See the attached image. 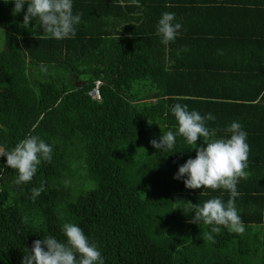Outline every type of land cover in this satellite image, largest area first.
<instances>
[{
  "label": "trees",
  "instance_id": "16d2710c",
  "mask_svg": "<svg viewBox=\"0 0 264 264\" xmlns=\"http://www.w3.org/2000/svg\"><path fill=\"white\" fill-rule=\"evenodd\" d=\"M13 8L0 0V146L37 135L53 153L19 185L0 156V264H22L35 240L65 241L64 223L105 264H264V0H73L81 22L61 40L38 18L22 26L27 0ZM164 12L182 25L168 44L157 35ZM177 103L211 113L217 138H230L232 122L247 132L248 176L235 199L242 235L219 226L215 243L203 239L216 225L192 223L191 203L226 204L230 193L174 179L196 156L182 136L171 150L150 143L177 131Z\"/></svg>",
  "mask_w": 264,
  "mask_h": 264
},
{
  "label": "clouds",
  "instance_id": "9594fccd",
  "mask_svg": "<svg viewBox=\"0 0 264 264\" xmlns=\"http://www.w3.org/2000/svg\"><path fill=\"white\" fill-rule=\"evenodd\" d=\"M137 3V0H133ZM26 0H14L13 15L20 13ZM138 6V5H137ZM172 7V5H166ZM40 21L43 33L58 40L74 38L76 26L81 22V13L73 14V0H27V11L23 16L22 26L28 28L30 21ZM175 14L164 12L157 25V35L162 43L174 41L180 23H173ZM177 122V131L168 130L159 141L153 139L151 145L157 150H171L176 144V137L182 136L188 145L194 146L195 158H189L178 169L174 179L185 175L184 184L188 189L210 188L224 189L230 193L227 203L214 197L203 205L192 204L195 216L191 222L205 225H216L211 231L203 234V239L215 243L213 233L219 234L223 226L230 231L242 235L245 231L243 222L237 211L235 199L239 195L237 185L241 178L247 179L248 156L250 147L246 142L247 132L238 122H232L224 131L231 133L230 138H217V129H210L206 122L215 117L208 113L202 116L198 111H189L187 105L175 104L172 109ZM202 137L207 147H197L198 138ZM53 147L37 135H29L20 140L13 149L6 151L0 146V156L6 157L7 167L18 172L16 184L28 183L37 174L42 161H51ZM5 170L0 167V174ZM44 192L43 184L31 190L35 200ZM65 241L53 236L33 241L31 249H27L22 264H105L101 251L96 243L90 242L83 230L74 223H64L62 227Z\"/></svg>",
  "mask_w": 264,
  "mask_h": 264
},
{
  "label": "built area",
  "instance_id": "2783aa9c",
  "mask_svg": "<svg viewBox=\"0 0 264 264\" xmlns=\"http://www.w3.org/2000/svg\"><path fill=\"white\" fill-rule=\"evenodd\" d=\"M99 86H100V83L97 82L96 85H95V87L89 92V95H90V97L93 100H100Z\"/></svg>",
  "mask_w": 264,
  "mask_h": 264
},
{
  "label": "rangeland",
  "instance_id": "374dc122",
  "mask_svg": "<svg viewBox=\"0 0 264 264\" xmlns=\"http://www.w3.org/2000/svg\"><path fill=\"white\" fill-rule=\"evenodd\" d=\"M166 215V214H165Z\"/></svg>",
  "mask_w": 264,
  "mask_h": 264
}]
</instances>
